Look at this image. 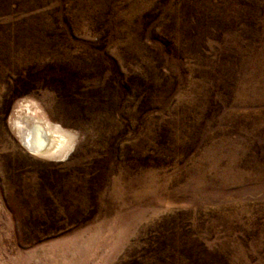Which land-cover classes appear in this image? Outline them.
<instances>
[{"label":"rangeland","instance_id":"374dc122","mask_svg":"<svg viewBox=\"0 0 264 264\" xmlns=\"http://www.w3.org/2000/svg\"><path fill=\"white\" fill-rule=\"evenodd\" d=\"M0 264H264V0H0Z\"/></svg>","mask_w":264,"mask_h":264},{"label":"bare ground","instance_id":"6f19581e","mask_svg":"<svg viewBox=\"0 0 264 264\" xmlns=\"http://www.w3.org/2000/svg\"><path fill=\"white\" fill-rule=\"evenodd\" d=\"M28 108V107H27ZM22 143L25 148L35 154H58L67 145V139L39 121L34 120L31 124L18 120Z\"/></svg>","mask_w":264,"mask_h":264}]
</instances>
